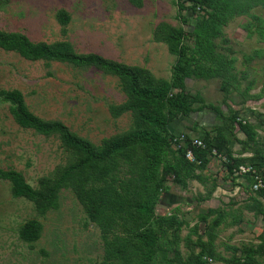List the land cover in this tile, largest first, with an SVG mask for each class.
Masks as SVG:
<instances>
[{
    "label": "trees",
    "instance_id": "16d2710c",
    "mask_svg": "<svg viewBox=\"0 0 264 264\" xmlns=\"http://www.w3.org/2000/svg\"><path fill=\"white\" fill-rule=\"evenodd\" d=\"M172 1L178 8V17L190 29L160 24L155 41L166 44L169 52L179 59L175 66L180 88L177 93L174 82L157 78L149 69L96 53L79 54L68 41L36 43L25 34L0 30V48L27 60L96 67L117 76L127 98L124 103L111 106V113L114 117L125 113L133 116V126L128 131L96 145L72 132L62 121L45 120L34 114L19 90H2L0 101L10 104L16 123L46 137L58 136L69 152V159L64 166L56 168L52 177L40 180L37 188L15 170L0 169V180L9 181L13 196L33 202L41 215L58 209L61 192L71 190L90 221L100 228L104 258L99 264H263L264 228L259 244H242L240 249L226 247L233 252L230 258L217 252L218 230L222 225H241L244 222L241 215L231 218L224 208H208L199 215V220L208 224L213 217L210 224L203 234L195 226L191 233L197 239H192L191 234L186 237L188 252L183 255L181 232L189 222L176 210L158 214L156 208L161 204L174 206L175 197L184 203L197 204L210 199L217 189L216 182L206 196L189 201L174 195L169 182L184 190L189 188V181H198L205 187L207 181L200 172L208 168L211 158L219 156L224 159L227 176L248 193L243 209L264 223V188L253 190L256 182L253 173L236 174L241 166H250L257 173L264 170V136L259 134V130L264 131V122L252 123L248 117H240L238 111L230 109L224 113L213 104L209 107L215 108L221 120L214 128V136L205 133L202 138H193L183 122L177 121L181 116L188 117L204 109V106L194 107L200 94H188L187 79H219L223 91L240 92L241 79L234 72L236 58L228 55L233 49L228 46L230 40L225 37L224 27L236 17L247 16L250 21L243 27L248 36H257L264 43V19L252 13L256 8L264 9V0ZM133 3L143 6V0ZM58 19L63 26L71 20L64 10L58 13ZM257 59L264 60V48L245 57L247 64ZM237 128L245 139L237 137ZM180 136H185L184 142ZM195 139L201 140L203 146H195ZM235 143L240 145L237 152ZM189 151L194 155L193 161L187 158ZM42 228L39 220H30L20 229V237L26 243H35L41 238Z\"/></svg>",
    "mask_w": 264,
    "mask_h": 264
},
{
    "label": "rangeland",
    "instance_id": "374dc122",
    "mask_svg": "<svg viewBox=\"0 0 264 264\" xmlns=\"http://www.w3.org/2000/svg\"><path fill=\"white\" fill-rule=\"evenodd\" d=\"M61 10L70 16L67 26L59 22ZM252 13L264 19V9L256 8ZM249 21V17L239 16L224 27L225 37L230 40L228 46L233 49L228 55L236 58L234 72L241 79L240 92L223 91L219 79L186 80L188 94H200L194 107L204 106L177 120L183 122L193 138H202L205 133L215 135L214 128L221 120L210 104L220 107L224 113L230 109L238 111L240 117H248L252 123L264 122V60L257 59L251 64L245 61L254 50L263 49L264 43L257 36H248L243 26ZM160 24L190 29V25L178 17V8L172 0H143L142 7L133 0H0V30L25 34L36 43L68 41L79 54L96 53L149 69L157 78L174 82L177 93L180 88L175 66L179 59L169 52L166 44L155 41ZM218 43L223 46L221 40ZM2 90H19L34 114L45 120L62 121L72 132L96 145L133 126L131 113L119 117L111 113V106H118L127 98L119 78L96 67L30 61L0 48ZM235 133L239 139H245L239 128ZM259 134L263 137L264 131L259 130ZM234 150H240V145L235 143ZM68 159L69 152L58 136L46 137L21 127L10 112V104L0 101V169L22 173L28 183L37 188L40 180L52 177L56 168L64 166ZM223 163V158L215 156L208 168L200 172L207 181L205 187L198 181H189V188L184 190L169 182L172 193L188 201L206 196L216 182L217 189L206 202L184 203L175 197L174 206L161 204L156 208L158 214L176 210L189 222L181 232L183 255L188 252L186 237L191 234L192 239H197V235L191 233L195 226L199 234H203L210 224L213 217L208 224L199 220V215L208 208H224L231 218L241 215L247 222L242 227H220L216 249L221 256H232V250L226 247L240 249L242 244L260 243L264 223L243 209L248 193L227 176ZM34 219L42 223V234L37 242L29 244L21 239L20 229ZM103 258L100 228L90 221L71 190L61 192L58 209L41 215L33 202L13 196L9 181L0 180V264H99ZM262 262L264 264V260Z\"/></svg>",
    "mask_w": 264,
    "mask_h": 264
},
{
    "label": "built area",
    "instance_id": "2783aa9c",
    "mask_svg": "<svg viewBox=\"0 0 264 264\" xmlns=\"http://www.w3.org/2000/svg\"><path fill=\"white\" fill-rule=\"evenodd\" d=\"M185 139H186L185 136H180V141L184 142ZM193 144L195 146H197V147H202L203 146V142L201 140H199V139H195L193 141ZM175 146H177V145H175ZM187 158L189 160H192V161L194 160V155H193L192 151H189L187 153ZM249 172L254 174V177H255V180H256L255 184L253 185V190L258 191V190L264 188V170L261 171V173H257L250 166H241L240 170H238L236 172V174L237 175H241V174H246V173H249Z\"/></svg>",
    "mask_w": 264,
    "mask_h": 264
},
{
    "label": "crops",
    "instance_id": "0c3cea01",
    "mask_svg": "<svg viewBox=\"0 0 264 264\" xmlns=\"http://www.w3.org/2000/svg\"><path fill=\"white\" fill-rule=\"evenodd\" d=\"M250 214H252V213H250ZM253 215V214H252ZM247 222H243L241 225H228V226H230V227H235V226H237V227H242V226H244V224H246ZM242 229H244V228H242ZM244 231V230H243ZM243 231H241V232H243Z\"/></svg>",
    "mask_w": 264,
    "mask_h": 264
}]
</instances>
